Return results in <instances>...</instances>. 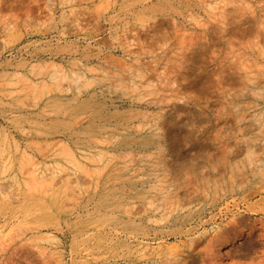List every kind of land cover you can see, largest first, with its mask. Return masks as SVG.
I'll return each mask as SVG.
<instances>
[{
    "label": "rangeland",
    "instance_id": "obj_1",
    "mask_svg": "<svg viewBox=\"0 0 264 264\" xmlns=\"http://www.w3.org/2000/svg\"><path fill=\"white\" fill-rule=\"evenodd\" d=\"M0 264H264V0H0Z\"/></svg>",
    "mask_w": 264,
    "mask_h": 264
},
{
    "label": "bare ground",
    "instance_id": "obj_2",
    "mask_svg": "<svg viewBox=\"0 0 264 264\" xmlns=\"http://www.w3.org/2000/svg\"><path fill=\"white\" fill-rule=\"evenodd\" d=\"M242 28V27H241ZM246 28L247 27H244V28H242V31L241 32H245V30H246ZM233 29V28H232ZM248 29H249V27H248ZM240 29H238V31H239ZM236 31H237V28H236ZM250 31V30H249ZM233 33H235V30L233 31ZM246 33H247V31H246ZM237 34H239V33H237ZM248 34V33H247ZM240 35V34H239ZM243 35V34H242ZM245 35V34H244ZM224 77V76H223ZM226 79V78H225ZM178 107V106H177ZM178 111V110H177ZM173 112V111H172ZM176 113L177 112H175V114L174 115H176ZM172 115V114H171ZM167 116V115H166ZM166 116H165V121H163L162 123H161V125L160 126H166V125H168L169 126V123L170 122H168V121H172V119H170V120H166ZM168 117V116H167ZM173 117V116H172ZM156 124V123H155ZM155 124H154V126H155ZM157 125V128L158 127H160V126H158V124H156ZM153 126V125H152ZM151 126V127H152ZM153 126V127H154ZM141 127V126H140ZM156 129V128H155ZM169 133H168V136L172 139V140H174L175 138H174V135H172V133H173V131L171 130V129H173V128H171L170 126H169ZM139 131V130H138ZM141 131V130H140ZM139 131V132H140ZM157 131V130H156ZM254 231H255V228H251V230H250V233L249 234H253L254 233ZM240 235L239 236H237V237H235L233 240H234V242H232V243H230V246L227 248V250L225 251V256L227 257V258H232V256H233V258H235L234 257V254H236V252H234V250H235V244H236V241L238 240V239H240ZM242 239V238H241Z\"/></svg>",
    "mask_w": 264,
    "mask_h": 264
}]
</instances>
